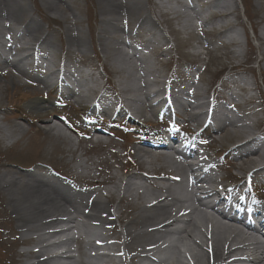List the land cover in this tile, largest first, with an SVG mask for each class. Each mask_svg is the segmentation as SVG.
<instances>
[{"label":"rangeland","instance_id":"rangeland-1","mask_svg":"<svg viewBox=\"0 0 264 264\" xmlns=\"http://www.w3.org/2000/svg\"><path fill=\"white\" fill-rule=\"evenodd\" d=\"M15 1L27 7L29 15L37 21L39 28H41L42 35H48L51 39L54 45L51 53L55 56H53L54 58L60 60L64 56L62 60L67 61L69 66H74L79 72L93 76L92 81H85L86 88L92 89L95 84H104L108 76L109 88L113 92L118 91L117 89L122 86L124 80L134 84L137 82L136 69L133 68L130 61L129 63L132 66L133 74L127 78L124 74L117 73L112 66V59L108 57L110 55L108 53L110 52L109 49H105V55L103 56L99 46L100 35L98 30L107 27L100 26L99 23L101 18L100 8L102 7L100 0H49V2L51 1L54 4V9L51 12L41 7L40 0ZM105 1L111 2L112 4L117 2L122 6H127L124 0ZM180 1L182 3L176 5L175 0H141L139 15L136 17L149 16L151 21H153L152 24H154V27L150 24H148V27L150 25L155 29V33L158 32L160 35H154L149 28H145L148 30L146 34L149 35L147 40L149 43L153 42L154 44V46L151 45L149 52L151 55V66H146L145 64L146 67L151 68L150 72L152 76L147 73L145 80L151 81L156 78L162 81V77H167L166 72L171 69L178 70L179 67H183L186 63H199L200 68L196 71V76H194V87L200 95L202 102L206 103L208 101V103L213 104L214 101L218 103L217 105L219 107L217 109H222L219 114L225 113L229 116L231 115L233 118H239V116L244 117L243 124L247 122L251 126V129L244 131V134L248 136L253 135L256 129H261V126L255 123L257 119L248 116L247 108L237 107L236 104L241 103V101H244L243 104H245L248 99L257 106L261 104L260 110L264 113V58L262 57V55L264 56V0H216L219 6H222L223 2L228 5V8H232L233 6L232 12L234 11L235 16H237V18H231L232 23H230L232 27L229 30L230 34L229 32L227 34V39L234 41L232 42L233 45L228 48L229 50L223 48V44L227 40L218 36V32L222 29L220 25L222 22H210L218 25V30L213 24L207 26V30L211 31V34H192V23H194L193 15L190 11L184 10L181 7L182 5H186L185 0ZM190 1L201 2L200 0ZM168 8L171 14L168 13ZM2 9L0 8V10ZM196 9H198V6H196ZM202 10L203 14L201 16H208L211 11L208 9L205 10L204 8ZM105 12L108 14L107 8ZM116 17L118 20L117 25L120 29L122 26L127 31L130 27H135L133 26L135 19H130L128 15L125 16L122 13L118 19L117 13ZM24 24L25 22L21 21L20 16L17 17L14 14H11L7 19H0V50L5 45L3 36L12 34V32L6 29V26L21 29ZM70 25L72 33L78 34L80 39L85 40L87 43L85 58L81 57L84 55H81L82 53L76 50V48L72 47V49H69L68 47L65 29ZM133 29L135 30V28ZM113 31L115 30L113 29ZM109 32L111 33L112 29H109ZM133 32H131L129 37L131 39L137 38V33ZM20 34L22 35L20 36ZM112 34L114 35H107L105 37L107 39V48L110 45L111 48L116 47L119 52L124 51L125 47L122 48L121 44L118 46L115 45V41L113 40L120 39L124 44L127 35L121 32H114ZM15 35L18 39L13 41L15 49L12 52L14 53L20 47L19 44L24 39H28V33L26 31L15 32ZM142 38L143 34H138V39H136L135 43L141 44L143 42ZM168 46L171 47L169 55L172 61L166 64L165 59H159V55L164 54L163 49ZM42 47L45 48L44 50L50 49L46 45ZM240 51H243V54H240ZM92 56L93 59L91 60L90 57ZM163 61L164 63L162 64ZM85 66L86 68H83ZM237 66L238 68H236ZM225 67H232V72L228 73L230 79L227 78V74H224L226 71L223 68ZM178 72L183 78L182 72L180 70ZM32 82L28 78L22 79L18 77L12 70L7 75L5 71L0 72V136L3 139L2 141L0 140V177L3 175H7L10 178H17L16 175L22 177L33 170L36 171L35 167L38 164L47 165L54 171L62 174L67 173L69 176L75 177L79 171H76L74 166L77 162L83 161L87 163V167L92 169L90 171L92 176L97 177V173H100V170H102V173L99 175V180L101 181H105L112 176H119L118 185L120 186L122 182L123 186L126 178L133 175L130 178L132 180L130 183L146 185L142 180L134 179L137 173H139L137 170L149 175L154 174L160 176L157 172L162 173L164 169L169 170L171 168L168 169V164L161 162L159 159L149 158L147 163L135 161L134 165H137V170H134L136 169L135 167L125 170L124 165L129 162L127 157H129L130 152L134 153L135 147L133 146V138L131 139L129 136L125 137L120 132H118V135L125 140L123 146L122 142L114 139L110 142L109 146H95L94 149H89L91 147L89 144L77 142L67 132L72 139L74 149H72L68 141L54 139V137L45 131L48 126H55L61 130L56 116H62L70 121L71 118H77L80 114L73 107L62 109L53 108L54 106L50 104L55 95H51V93L46 97V90L40 88V86H33ZM136 84H139V81ZM247 88H252L254 91L248 93ZM86 94L89 95V92ZM176 95L178 96L179 94L176 93ZM218 96L221 99L224 98V101L218 99ZM127 97H133V94H127ZM136 97L140 99V97H143L142 93H137ZM159 97L157 96V98ZM211 97L215 100L213 99L211 101ZM41 99L47 102L48 105L36 111L28 110L27 106L30 103ZM156 109L153 107L151 113H147V115L142 117L144 119L142 121L153 124L155 121L153 113ZM19 116L24 117L25 120L18 119ZM241 124H237L238 127ZM240 134L241 131L239 128L226 127L224 131L217 132L216 134L213 133V141L207 146L206 143L208 140L207 142L206 139L203 140L204 145L207 147V153L210 155L213 154V156L215 155L214 157L212 156L214 161H221L222 154L228 152L224 156L226 161L218 168L220 175L217 176L225 182H227L228 177L232 178V175L234 177H244L245 172H248V170L254 167L253 164H247L245 168L242 167L238 164L240 161L234 155L236 151L234 148L241 141L240 138L242 136ZM6 135H11V139H6ZM208 135L212 136L211 132H207L206 136ZM13 141L16 143L9 145ZM75 143H78L77 146ZM260 143L264 148V132L261 134ZM121 147H124V149H121ZM124 151L129 152H127V157L123 156ZM132 155V158L135 159L134 154ZM25 169H27V172H25ZM114 181L116 180L114 179ZM151 181L152 183H164L163 181L153 179ZM108 188L109 186H105L102 193L106 194ZM146 188L148 192L153 191L149 186ZM122 198L121 196L115 197L112 202L107 204L106 211H111V213L117 212L120 220H127L130 217V207L127 201H121ZM119 201L121 202L119 203ZM7 208V202L0 190V264H33L35 261L33 259L24 260L25 257L22 253L33 249L35 250L38 247L35 248L32 242H25V240L32 238V235L19 232L16 229V222L13 220L14 216L7 211ZM194 236L196 237L197 234L194 233ZM94 238L100 239L99 237ZM184 243L183 239H180L177 242V247L179 245L183 246ZM188 243L192 244L190 240H188ZM178 253L180 254V251ZM175 255L178 256L177 254ZM169 256L172 257V255Z\"/></svg>","mask_w":264,"mask_h":264},{"label":"bare ground","instance_id":"bare-ground-1","mask_svg":"<svg viewBox=\"0 0 264 264\" xmlns=\"http://www.w3.org/2000/svg\"><path fill=\"white\" fill-rule=\"evenodd\" d=\"M40 1L42 4L41 7L44 10L51 12L54 9V4H52L51 1V3L49 2V0ZM200 1L202 8H204L205 10H211L214 13L210 22L218 21L219 23L222 22L224 24L223 29L218 32V36L227 40L223 44V48L228 49L233 45L232 42H234L230 39H227V34L228 32L230 34L229 30L232 27L231 18H237V16H235L234 14V11L232 12L233 6L231 5L232 8H228V5L224 2L222 3V6H219L216 0H210L208 2H206L205 0ZM116 3L117 2L112 4L111 2L100 0V5L102 7L100 8L101 18L99 23L100 26H106L107 28H100L98 30L100 35L99 46L102 50L103 56L105 55V49H109L110 52L108 53H110V55L108 57L112 59V66L114 67L117 73H122L128 78L133 74L131 64L133 65V68L139 65V70V68L142 66V63L137 60L132 53L128 54L122 49V51L119 52L116 47L111 48L110 45L109 48H107V39H105V37L107 35H114L112 34L114 32H121L124 35L129 32L128 35H130V32L133 31V33H137L136 35L140 33L145 35L148 31L145 28H149L150 31L154 33V35H160L158 32L155 33V29L153 28L154 24H152L153 21H151V18L149 16L140 18L136 17L137 15H139L138 12L140 9L139 6L141 0H128V4H126L127 6H122ZM178 3L182 2L180 0H175V4L178 5ZM181 7H183V5ZM0 8H3L2 10H0V19H7L8 17H10L11 14L16 15L17 17L20 16L21 21L25 22L23 30L28 33L30 41H35L37 42L36 44L39 43L40 46L46 45L51 49L54 48V45L48 35L43 36L40 40L36 39L35 34H40L39 32L41 31V28H39L37 21H35L29 15L26 6L20 4V2L17 3L15 0H1ZM106 8L108 14H106L105 12ZM184 8L188 11L193 10L191 9V5H185ZM117 13L118 19L120 14L122 13L125 16L128 15L130 19H135L133 25L135 27L130 28L127 32H125V30L122 28L120 29V27H118L117 25ZM148 24L152 25L153 27H151L150 25L148 27ZM133 28H135V30ZM32 29H34L35 32H33L34 30ZM109 29H112L111 33L109 32ZM113 29L115 31H113ZM65 32L69 49H72V47L76 48L77 50L86 48L85 40L80 39L78 34L72 33L71 25L65 29ZM113 41H115V45L117 46L121 44L122 48H130L129 46H125V44H123L120 39H115ZM147 44L150 45L149 43ZM25 47L26 46H24L23 48ZM32 49L33 47L30 46L25 48L26 51ZM150 50V47L148 48V50L146 49L148 53L150 52ZM240 54H243V51H240ZM32 56L33 54L27 55L26 57L21 56L18 58V60L12 63H9L6 58H2V65H9L8 67L12 68L17 75L24 76L25 72L19 71L17 69L16 64L21 60H30ZM262 57L264 58L263 55ZM129 61L131 62V64L129 63ZM231 68L232 67H225L223 68V70L229 72ZM69 71V67L65 62L62 66H60L59 70L53 71L54 73L51 72L49 75H56V77L59 76L60 78H67L71 77ZM35 79V81L43 89L49 88L47 77L42 79L36 76ZM87 80L92 81L93 76L83 74L81 76L80 82L82 84V82H85ZM132 80L134 81V79ZM136 83H138V81L134 84L132 82L129 83L124 80L122 82V86H120L117 90L122 96L121 100L125 103V105L131 110H133L137 117L142 118L147 115V113H151V95H153L154 97L161 96L162 100L165 101L168 95L164 91L165 89H158L155 92L152 91V94H149L147 92L148 86L141 79L140 84ZM139 92L142 93L143 96L141 99H137L136 97L137 93L139 94ZM181 93L183 94V92ZM65 94L70 99L74 98L76 103L80 102L81 100L83 102L84 100V97L76 95L71 90H67ZM127 94H133V97H127ZM185 94L186 93L184 92V95ZM44 105V102L36 100L28 105V109L36 111L44 107ZM186 106L189 107V104L187 103ZM94 108L95 106H93V109ZM121 108L123 109V107ZM199 108L202 109V106H200ZM106 111L107 104H105V106L102 108V113H106ZM126 114L127 113L120 112L119 116H123ZM200 114L201 112L199 113V115L196 114L194 116H190V119L197 121L199 119ZM18 119L25 120V118L22 116H19ZM243 120L244 117L239 116V118H233L228 117V115L226 114L222 119H217V122L215 124L210 123V125L212 126L214 132L224 131L226 127H238L237 124L240 123H242L239 126V129L241 131L251 129L250 125L243 124ZM45 132L47 134H50L56 140L68 141L72 149L75 148L72 144V139L69 137V135L65 134L57 127L48 126ZM96 132L99 134L104 133V131L100 128H96ZM11 137V135L5 136V138L8 140L11 139ZM211 141H213V138H211ZM94 143L96 146H102L104 145V140L99 135V137ZM137 143L139 142L133 141V144ZM77 144L75 143L76 146ZM141 145L148 147V149L137 148L136 150H134V153L128 152L130 154L129 158H131L132 160L128 162L129 166L136 167L137 169V165H134L135 161H143L147 163L149 158L159 159L161 162H165L166 164H168V169L170 167L171 168L169 170L164 169L163 174L157 172V174H160V176L155 175L156 179L158 181L169 183L168 185L160 187L157 185V183H152L146 173L142 171H138L139 173H137V176L134 179L142 180L146 185H136L130 183L132 181L130 178L133 177V175H131L126 178L125 184L123 186L122 182L119 186L118 178L120 177L112 176L111 178L102 181L103 184L109 186V188L106 190V194H104L103 196L96 195L93 200L90 198V195L88 196L87 194H84L86 198L82 200L80 206L75 202L73 204L69 203L68 200H66V198L61 193L55 192L53 188H49L50 185H47L43 180L33 175H24L20 178H10L7 177V175H3L2 177H0V190L3 193L7 202V211L14 216L13 220L16 222V229L19 232L31 234L32 238H28L29 240H25V242H32L34 243L35 248L38 247L35 250L33 249L31 251L22 253V255L25 257L24 260L33 259L35 261L33 264H106L107 261L110 262L112 260V257L114 256L113 254H116L118 256V260H120V262L123 264H144V261H147L151 264H185L180 258H177L175 255H178V252L181 249V247L180 249L179 247H177V242L180 241V239H183V241L185 242L183 244V249L185 250L184 253L187 254L186 256L188 257V261H191V264H228V262H226V259H228L231 252L234 251L233 245H239L238 250L248 252L246 257H248L250 261L247 262V264H264V253L259 252L258 248L256 247V243H253L252 238L248 233L239 230L238 223L235 220L230 219V221L232 222H229L227 220H215L211 217L205 216L201 210L203 204L199 201H195L193 206L189 207L187 205L188 208L182 206L184 203L189 202V197L192 196V194L191 190H186L185 185L188 184L183 183V186H181L182 180L178 178L179 175H177L176 172H179L181 176L185 172L189 173L191 169L187 165L174 164L173 160L168 156V154L165 153V150L159 149L161 147H150L149 144L145 143H141ZM261 145L259 143V140H256L253 136L247 142L242 143L239 146V151L237 152V154H239L240 158H244L241 159L243 164L252 162L253 159L264 161V151L261 150ZM132 154H134L135 159L132 158ZM200 155L201 152H195L192 156ZM207 157L209 156L207 155ZM255 162L256 161L250 164H253ZM262 164H260L261 166H258L255 169H262L264 167V164ZM213 165L215 164L201 165L200 168L202 169L203 173H208L212 175V173L215 172L213 168L215 166ZM74 168L76 171L85 174L86 177H90L92 179L95 178V176H92L90 174V171L92 169L87 167L86 162L79 161L75 164ZM114 179L116 181L113 182ZM187 179L188 177L186 178V180ZM190 179L191 180L187 181L190 184H193L195 182L194 176ZM175 183H178V186H173V184ZM148 186L151 187V190L153 191L148 192L146 188ZM93 193L95 192H92V194ZM69 195L79 198L83 194L70 192ZM117 196H121V198L123 197L121 201H127L129 203L130 217H128L127 220H120L119 217L117 219V214H112L111 212L106 211V207L108 206L107 204H109V202H112ZM238 200L237 202L235 201L236 207H233L230 212L228 214L225 213L226 215L224 216L235 219L239 218L243 214V203L241 200ZM82 206H84V208L80 210V207ZM174 207L181 208L177 211V214L182 211H185L186 209H191L185 215V219L181 221L180 216L178 217L177 214L173 215ZM258 207L259 206L254 203L251 206V210H257ZM227 208L229 207L227 206ZM84 210H88V214ZM263 211L264 207L262 208V211L259 212L261 213ZM95 214H99L101 215V217H98ZM63 217H66L68 222H64ZM196 217L199 218V223L196 222ZM77 218L83 219L91 223L92 226H95L100 220L102 221L105 229H110L111 232H117L118 239L121 240V244H119V246H116L115 248H112L114 250L113 254H108L111 257H106L104 259L103 257L98 255L86 256V254L82 251L83 256L77 261H75L74 257L72 256H63V261H65L66 263L56 260L58 259V257L48 258L49 256L47 255L50 249H54L56 246L49 247L44 246L43 244L46 241L47 237L57 235V232L54 234L51 233L50 229L58 225H69V229H71V231L77 230V234L79 235L80 239H78L79 241L77 242H80L81 244V247L79 249L80 253L81 250H84V248L90 247L92 242H94L95 240L104 241V237L101 234H94L88 226L86 227L82 224H79L77 222ZM115 220L117 222H115ZM92 222H95L96 224ZM116 224H119L120 231H116ZM201 226L206 228L205 231L202 230ZM61 230L59 232L60 234ZM83 231L86 232L83 233ZM194 233L197 234V239H202L204 242L201 248L195 245L197 241L194 238ZM157 236H161V238L168 239L172 236H176L177 242H170L167 247H165L164 249H159L156 253H153L151 255L145 254L146 252H149L148 250H143V248H147V246L155 244ZM94 237H99L100 239L92 240V238ZM188 240H190L194 245L189 244ZM72 242H74V240L69 241L68 244H72ZM236 242H238V244H235ZM140 244H144L143 247H140ZM202 250H204V252ZM170 254L172 255V257L169 256Z\"/></svg>","mask_w":264,"mask_h":264}]
</instances>
